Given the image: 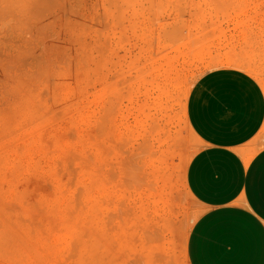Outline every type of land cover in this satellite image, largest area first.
<instances>
[{"label": "rangeland", "instance_id": "1", "mask_svg": "<svg viewBox=\"0 0 264 264\" xmlns=\"http://www.w3.org/2000/svg\"><path fill=\"white\" fill-rule=\"evenodd\" d=\"M252 2L0 0V264H188L187 98Z\"/></svg>", "mask_w": 264, "mask_h": 264}, {"label": "crops", "instance_id": "2", "mask_svg": "<svg viewBox=\"0 0 264 264\" xmlns=\"http://www.w3.org/2000/svg\"><path fill=\"white\" fill-rule=\"evenodd\" d=\"M236 14L226 28L237 64L202 74L187 98L200 147L186 185L203 207L187 239L188 264H264V86L246 56L257 54L264 78V0Z\"/></svg>", "mask_w": 264, "mask_h": 264}, {"label": "bare ground", "instance_id": "3", "mask_svg": "<svg viewBox=\"0 0 264 264\" xmlns=\"http://www.w3.org/2000/svg\"><path fill=\"white\" fill-rule=\"evenodd\" d=\"M2 182V181H1Z\"/></svg>", "mask_w": 264, "mask_h": 264}]
</instances>
